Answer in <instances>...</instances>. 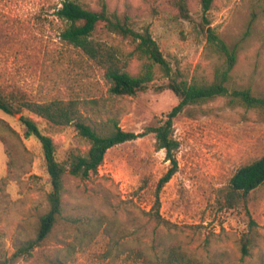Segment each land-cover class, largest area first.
Wrapping results in <instances>:
<instances>
[{"label":"rangeland","instance_id":"1","mask_svg":"<svg viewBox=\"0 0 264 264\" xmlns=\"http://www.w3.org/2000/svg\"><path fill=\"white\" fill-rule=\"evenodd\" d=\"M65 1L69 0H0V95L14 102L76 99L93 122L116 116L124 130L138 134L159 125L179 104L173 91L159 88L169 81L159 65H154L155 80L148 91L112 97L102 70L61 38L64 24L57 11ZM71 1L98 7V0ZM106 2L112 12L143 5V0ZM142 26H150L173 74L201 83L213 81L228 66L226 53L209 40L212 29L236 56L230 91L250 87L264 96V0H215L208 13L195 0L190 20L147 14L140 20ZM109 41L120 48L130 74L144 73L152 63L136 45ZM22 116L32 118L53 138L60 161L71 149H89L75 126L56 130L26 110L12 115L0 110V119L23 141L20 145L11 137L23 158L10 170V158L0 140V264H38L44 251L58 247L50 240L33 251L34 258L18 254L19 239L32 236L39 218L50 208L43 151L36 139L25 138ZM0 131L10 138V132ZM174 138L179 142L174 152L178 171L160 193V213L177 228L169 231L153 220L158 183L172 168L166 151L157 149L154 135L109 150L89 179L68 174L64 202L69 213L106 215L127 229L130 242L140 239L147 247L169 237L197 257L226 251L234 264H259L264 251V188L247 208L232 210L222 207L220 191L242 167L264 157L263 118L220 97L189 107L175 121ZM251 218L259 224L263 238L243 262L240 239L249 231ZM107 249L108 239L101 233L88 248L76 251L69 264H112L105 256Z\"/></svg>","mask_w":264,"mask_h":264},{"label":"trees","instance_id":"2","mask_svg":"<svg viewBox=\"0 0 264 264\" xmlns=\"http://www.w3.org/2000/svg\"><path fill=\"white\" fill-rule=\"evenodd\" d=\"M193 1L195 0H143L140 7L128 5L123 12H112L106 0H98L97 8L69 0L57 11V17L64 24L62 40L102 70L104 78L111 85L109 93L112 97H132L148 91L155 80L154 65L157 64L169 79L168 83L159 88L173 91L179 99V104L159 125L148 127L138 134L124 130L116 116L109 115L103 123L93 122L91 117L84 114L81 102L76 99L14 102L0 95V110L5 113L12 115L26 110L45 120L56 130L75 126L80 136L89 143L87 152L71 149L66 159L60 161L53 138L44 134L32 118L21 117L25 138L36 139L43 151L50 184V208L39 218L34 234L19 239V256L34 258L33 251L37 247L55 240L58 247L53 251H44L37 258L38 264H69L76 251L88 248L102 233L108 239L105 256L111 259L112 264H234L226 251L207 258L197 257L174 238L160 239L153 247L143 245L140 239L130 242L127 229L116 220L109 219L106 215H71L64 202L65 179L68 174L79 179H89L98 172L109 150L140 137L154 135L157 149L166 151L172 168L158 183L153 220L159 227L169 231L175 229L177 225L163 218L160 213V193L178 171V161L174 155L179 148V142L174 138L176 119L189 107L201 106L223 97L228 98L230 104L258 112L264 120V96L257 95L250 87L230 91L228 84L236 65V56L212 29H209V40L226 53L228 66L224 71L218 72L213 81L201 83L184 78L182 74H173L169 62L153 38L150 26L139 27L140 20L147 14L163 18L171 16L173 20H190ZM196 1L204 13H208L215 3V0ZM112 38L136 45L139 51L150 58L152 63L144 73L132 75L127 71L128 65L122 58L120 48L109 41ZM98 102L94 101L92 104ZM0 128L10 132L9 138L0 131V140L10 158V170H13L18 167L20 158H23V151L13 144L11 137L17 139L20 145L23 141L20 134L2 119ZM263 188L264 157L242 167L231 179L230 185L220 191L222 207L230 210L247 208ZM262 238L259 224L251 218L249 231L240 239L243 262L252 256ZM260 252L259 264H264V251Z\"/></svg>","mask_w":264,"mask_h":264}]
</instances>
